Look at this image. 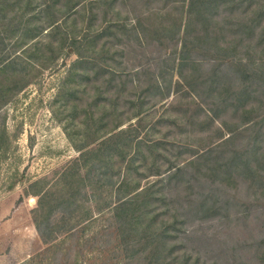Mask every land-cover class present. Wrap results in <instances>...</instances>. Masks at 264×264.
Returning a JSON list of instances; mask_svg holds the SVG:
<instances>
[{"label":"rangeland","instance_id":"obj_1","mask_svg":"<svg viewBox=\"0 0 264 264\" xmlns=\"http://www.w3.org/2000/svg\"><path fill=\"white\" fill-rule=\"evenodd\" d=\"M261 58L264 0H0V264L62 171L50 264H264Z\"/></svg>","mask_w":264,"mask_h":264},{"label":"trees","instance_id":"obj_2","mask_svg":"<svg viewBox=\"0 0 264 264\" xmlns=\"http://www.w3.org/2000/svg\"><path fill=\"white\" fill-rule=\"evenodd\" d=\"M191 5L192 4H190L189 6L188 4V11L191 10ZM233 29L237 33H240L241 31V29L238 27ZM260 64H264V58L260 59ZM107 158H109V155H107ZM93 163L95 164L96 161ZM102 172L104 171L102 170ZM100 173L101 171H98L96 175L100 176ZM74 174V176L68 179L67 172L62 171L58 179L60 185L57 187L55 192H53L51 185L44 188V185L36 186L37 181H32L30 183V187L32 185H35V188L32 187L30 190L28 189L27 193H31L37 196V205L31 210V217L34 223V227L45 246L41 251H36L27 259L23 260L20 264H46L47 262L48 264L52 263L56 257V246L58 245V243H55L54 240L57 238L58 234L68 231L73 226L84 220H87L88 222L92 220V218L90 217V212L87 213L85 211L81 215V217L70 221L72 211L71 206L78 203L77 196L79 195L81 189L86 185H89L90 187L92 186L89 180L85 181L84 178L76 174V172ZM53 193L55 194L53 195ZM62 201H65L67 203L63 204ZM96 208L98 211H101L103 209L100 206H97ZM55 209L62 210L63 215L57 218L55 221H51L50 215ZM137 219V216L136 218L134 217L135 221ZM140 226H142L141 228H146L148 226V222H144V224H141ZM37 257H40V259L35 260V258Z\"/></svg>","mask_w":264,"mask_h":264}]
</instances>
